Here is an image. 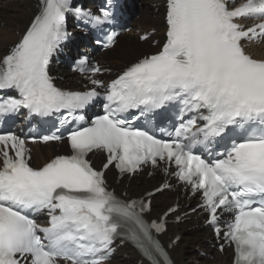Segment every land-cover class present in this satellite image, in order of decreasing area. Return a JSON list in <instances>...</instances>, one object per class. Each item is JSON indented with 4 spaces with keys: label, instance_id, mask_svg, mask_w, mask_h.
I'll list each match as a JSON object with an SVG mask.
<instances>
[{
    "label": "snow or ice",
    "instance_id": "snow-or-ice-1",
    "mask_svg": "<svg viewBox=\"0 0 264 264\" xmlns=\"http://www.w3.org/2000/svg\"><path fill=\"white\" fill-rule=\"evenodd\" d=\"M69 4L41 0L23 34L0 56V90L18 94L0 98V115L59 113L63 127L83 119L73 114L99 95L96 87L62 90L49 75L50 57L68 35ZM164 8L166 39L156 52L107 84L91 80L105 89L104 114L67 129L70 154L32 167L26 140L0 132V264H106L122 235L151 264H172L151 232L163 231L164 219L147 224L140 215L150 201H141L137 211L136 201L120 200L105 183L110 165L124 173L161 161L174 164L170 174L201 193L213 225L218 211L232 217L223 238L234 247V264H264V56L247 50L250 41L264 40V0H165ZM82 15L94 26L111 20L106 9ZM247 18L258 22L240 23ZM116 35L108 34L103 46H113ZM77 70L93 77L106 71L87 57ZM171 104L180 106V122L167 139L133 126L132 120ZM40 139L64 137L53 132ZM96 150L107 154L99 170L88 159ZM35 212L47 213L48 226L32 218Z\"/></svg>",
    "mask_w": 264,
    "mask_h": 264
},
{
    "label": "bare ground",
    "instance_id": "bare-ground-1",
    "mask_svg": "<svg viewBox=\"0 0 264 264\" xmlns=\"http://www.w3.org/2000/svg\"><path fill=\"white\" fill-rule=\"evenodd\" d=\"M159 0H140V5L144 13L138 16V19L134 22L135 29L141 31H148L153 28H161L162 22L160 15H154V3H158ZM37 0H12L10 2H2L0 4V22H5V27L0 28V56H3L8 46L12 45L18 39V33L22 32L32 15L35 14L37 9ZM131 32L120 37L117 45L115 44L112 50H109L104 59L111 60L118 64H127L129 61L136 59L141 54L139 48L146 46V43H140L136 39L132 40ZM126 36H129L131 42L126 41ZM119 48V51H117ZM260 48H264V45ZM139 49L138 53H135ZM146 51H156V49L147 46ZM137 54V55H136ZM264 53H259V55ZM258 55V56H259ZM135 57V58H134ZM65 76L68 81H76L77 78L71 73L65 72ZM54 144H48L46 146L35 145L34 155L41 157L42 161H46L53 155ZM41 161V162H42ZM39 162V163H41ZM109 175L113 174V170L108 171ZM157 176L147 179L144 174L138 178L132 179L127 182L123 179L119 185V188L126 190L128 193L137 195L142 194L147 190H151L150 187L156 184ZM180 197L178 193L170 191H164L162 194L156 195L153 202V211L161 213L171 206L176 198ZM183 211H186L183 210ZM188 220L184 223L170 225L168 232L164 235V239L168 240V234H179L182 239L173 248L172 254L176 264H189L186 259H191L192 264H230L232 254L226 251L224 254L215 251L210 246V240L212 233L201 221L198 213L186 215ZM190 218V219H189ZM184 239V240H183ZM183 240V241H182ZM194 244L197 245V249L206 251L213 256V259L209 261L207 258H201L200 252L194 251L192 253L189 247ZM193 246V247H194ZM142 260V263H140ZM189 261V260H188ZM108 264H149L144 260L137 251L130 247L120 248L115 259Z\"/></svg>",
    "mask_w": 264,
    "mask_h": 264
},
{
    "label": "rangeland",
    "instance_id": "rangeland-1",
    "mask_svg": "<svg viewBox=\"0 0 264 264\" xmlns=\"http://www.w3.org/2000/svg\"><path fill=\"white\" fill-rule=\"evenodd\" d=\"M5 25H6L5 22H0V28L5 27ZM142 31H143V30H142ZM131 36H132V40L135 39L133 35H131ZM125 39H126V41L128 40V42H131V41H132V40L130 39L129 36H126ZM142 48H143V47H141V48H139V49L142 50ZM139 49H137L135 53H138V52H139ZM117 51H119V48H118ZM136 55H137V54H136ZM134 58H135V57H134ZM157 184H158V182H156V184L152 185V187H150V188H154ZM157 214H158V213H157ZM189 219H190V218H189ZM183 240H184V239H183ZM183 240H182V241H183ZM193 246H194V244H192V245L189 247V249H190V251H191L192 253H194V251L200 252V251H199L200 249H197L198 244L195 245L194 247H193ZM200 257L203 258V259H204V258H207V259H209V261L213 259V256H209V255H208V256H203L202 254H200ZM191 259H193V258H191ZM191 259H186V261H187L189 264H192L193 262H192ZM188 260H189V261H188ZM193 260H195V259H193Z\"/></svg>",
    "mask_w": 264,
    "mask_h": 264
}]
</instances>
